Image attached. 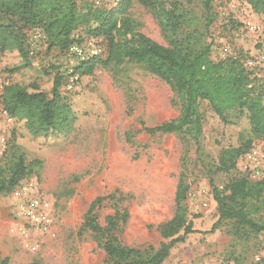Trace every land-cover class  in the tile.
I'll use <instances>...</instances> for the list:
<instances>
[{
    "label": "rangeland",
    "instance_id": "1",
    "mask_svg": "<svg viewBox=\"0 0 264 264\" xmlns=\"http://www.w3.org/2000/svg\"><path fill=\"white\" fill-rule=\"evenodd\" d=\"M80 1L111 8L115 0ZM175 1L182 16L177 39L190 37L193 48L211 43L212 60L241 53L248 55L246 64L264 56V15L253 12L246 0H212L208 11L201 0ZM123 18L134 32L168 46L151 8L134 1ZM246 20L258 29H246ZM7 22L4 18L1 23ZM44 36L40 29L27 31L26 60L14 50L0 52V109L5 86L26 87L36 82L50 97L53 76L60 73L64 80L59 93L79 118L65 136L48 138H33L16 119L10 126L0 156V180L10 176L19 159L27 174L11 192L0 195V260L7 258L8 264H106L102 250L106 238L84 228L83 223L90 217L107 235L105 219L116 214L120 222L110 235L120 245L141 251L155 249L167 241L162 226L177 210L174 196L181 179L187 186L181 207L193 233L162 264H264V234L255 235L233 221H221L211 231L218 220L214 189L228 194L227 187L236 180L257 183L264 179V139L254 140L232 169L220 167L222 152L237 148L250 137L237 111L227 112L222 120L207 102H200L198 146L187 132L149 134L144 128L179 115L180 106L169 83L144 64L107 61L103 39L96 40L106 64H97L89 75H72L75 66L49 48ZM72 36L84 37V30L78 29ZM248 71L264 89V62ZM17 187L31 190L15 196ZM31 197L42 201L52 221L44 232L18 213L20 202ZM255 197L260 210L253 219L264 223V189ZM97 198L103 200L88 215Z\"/></svg>",
    "mask_w": 264,
    "mask_h": 264
},
{
    "label": "trees",
    "instance_id": "2",
    "mask_svg": "<svg viewBox=\"0 0 264 264\" xmlns=\"http://www.w3.org/2000/svg\"><path fill=\"white\" fill-rule=\"evenodd\" d=\"M134 1L155 12L166 33L167 47L134 32L127 19L123 18ZM211 1L201 0L205 10H209ZM246 2L253 12L264 15V0ZM177 12L178 4L175 0H115L111 8L96 6L94 2L79 3L78 0H0V52L14 50L26 60L27 31L35 28L43 32L49 48L58 50L62 56L72 44H81L91 38L105 40L107 61L128 60L144 64L174 90L180 106L177 118L153 128H144L145 132L153 135L187 132L198 146L202 135L200 102H207L212 112L222 120L227 112L237 111L239 121L246 123L250 137L237 148L222 152L221 169H232L235 160L250 148L254 140L264 139V89L255 84L256 77L251 75L253 73L244 64L247 54H228L212 60L211 43L193 48L188 42L190 37L177 39L176 33L182 19ZM4 18L8 19L7 23H1ZM81 28L85 36L75 39L73 33ZM101 56L76 65L72 75L91 74L97 64H106V61H101ZM63 80L64 76L60 73L53 76L50 97L36 82L26 87L5 86L1 104L33 138L65 136L79 117L74 107L59 93ZM26 172L23 161L19 159L12 165L10 176L0 180V195L11 192ZM261 188L264 189V179L251 183L242 178L227 187L228 194L214 189L213 199L217 205L218 220L211 231L221 221H233L255 235L264 234V223L253 219V215L260 210L254 199ZM186 193L187 186L180 179L174 196L177 210L162 226V237L167 241L161 242L155 249L149 247L141 251L120 245L110 235L120 222L118 214L106 217L107 235L90 217L86 218L83 227L106 238L102 244L106 264H162L170 251L182 243L186 235L193 233L181 207ZM102 200L95 199L87 214H91L95 205ZM8 262L7 258L0 260V264Z\"/></svg>",
    "mask_w": 264,
    "mask_h": 264
},
{
    "label": "built area",
    "instance_id": "3",
    "mask_svg": "<svg viewBox=\"0 0 264 264\" xmlns=\"http://www.w3.org/2000/svg\"><path fill=\"white\" fill-rule=\"evenodd\" d=\"M245 28L251 31H256L258 29V27L250 20L245 21ZM102 53L103 50L99 42L96 39H89L81 44L70 45L64 55L70 64L76 66L80 63L87 62L90 59L100 57ZM263 62L264 56H259L252 61H247L245 66L247 68H254ZM71 79L73 80L74 77ZM13 123L14 118H12L4 108L0 109V156L6 147V134ZM28 190H31V188L17 187L15 196H21L27 193ZM17 209L19 215L23 219H25L32 227L40 231H46L52 224V221H50L49 218V213H47L46 207L40 199L31 197L30 199L22 200L19 206H17Z\"/></svg>",
    "mask_w": 264,
    "mask_h": 264
}]
</instances>
